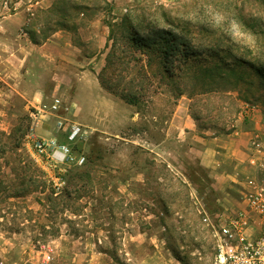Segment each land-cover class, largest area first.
I'll use <instances>...</instances> for the list:
<instances>
[{
    "label": "rangeland",
    "instance_id": "rangeland-1",
    "mask_svg": "<svg viewBox=\"0 0 264 264\" xmlns=\"http://www.w3.org/2000/svg\"><path fill=\"white\" fill-rule=\"evenodd\" d=\"M119 1L123 9H115L116 0H63L46 18L50 24L64 19L75 25L77 11L84 10L79 3H86L82 24L89 27L97 19L108 31L103 33V25L89 29L90 50L103 38L104 55L97 60L98 70L103 65L100 77H87L86 88L82 77H72L58 91L70 89L66 101L81 99L84 112L72 118L90 131L96 128L70 142L75 160L65 166L66 184L59 192L51 179L56 173L44 163L46 156H38L27 139L38 119L57 128L58 117L49 109L54 95L51 77H41L46 95L37 106L15 96L18 77H0V104L16 109L0 113V120L8 123V130H0V261L5 264H31L40 257L41 245L51 240L57 249L54 264H68V255L84 244L64 235L94 231L84 222L109 218L108 213L112 245L99 243L95 236L93 242L101 250L107 245L126 264L127 256L119 253L122 238L133 231V223L141 231L148 229L143 209L151 201L163 212L173 254L184 264H212L217 233L204 217L208 214L215 221L222 214V196L208 190L206 172L187 154L188 145L178 138L177 128L170 127L180 108L199 127L226 133L239 119L246 121L245 104L264 108V0ZM134 26L145 35L154 29L180 34L197 52L183 57L179 51L163 60L158 51L162 44L137 46ZM148 60L144 71L141 66ZM100 78L116 85L118 93L135 94L137 103L108 91ZM160 142L164 144L158 147ZM82 156L86 161L79 165ZM113 170L123 175L144 172L151 192L136 202L115 199L120 195L107 188L117 174H109ZM102 171L109 175L102 176ZM6 188L11 190L8 195ZM15 190L21 192L20 199L14 197Z\"/></svg>",
    "mask_w": 264,
    "mask_h": 264
},
{
    "label": "crops",
    "instance_id": "crops-1",
    "mask_svg": "<svg viewBox=\"0 0 264 264\" xmlns=\"http://www.w3.org/2000/svg\"><path fill=\"white\" fill-rule=\"evenodd\" d=\"M62 1L0 0V77H18L16 85H13L17 92L15 96L24 99L25 104L28 101V104L31 103L35 106L41 105L46 95L41 77H51V81H53L51 91L54 92L52 102L54 98H58L63 106L70 108L68 112L61 108L55 115L58 117L56 122L65 121L66 126L63 129L54 128L49 123L40 124L41 121L38 119L35 129L39 131L38 135L42 139H55L60 145L69 146L72 142L68 140L71 124H77L80 127V134L74 141L83 135L91 134L92 130L96 128H91L90 131L89 127L87 128L72 118L83 114L84 104L78 98L66 101L64 96L70 89L65 87L62 90L63 93L60 94L58 93L61 90L59 88L62 83L68 84L72 77H82L84 88L87 85L84 82L87 77H100L103 65L98 70L97 60L102 52L100 48L104 43L103 38H100L99 45L95 47V50L89 49L93 38L89 31L90 26L103 24L97 19L93 20L89 27L82 24L88 8L86 3H79L84 5V10L77 11L75 25L72 23L73 20L64 19H56L50 24L46 18L55 12V6ZM123 4L116 0L115 9H123ZM102 27L103 33H108L104 25ZM22 31H26V35H22ZM34 39L40 42H36ZM19 82L21 86L18 87ZM101 85L99 84L100 92H103V85ZM15 110L14 106L7 107L0 104L1 114L6 115L7 112L11 113ZM182 111L179 108L176 112L170 128H177L178 138L188 145L187 154L206 172L208 190L222 196L221 199H218L219 205L223 209L221 213L227 214L247 209L249 195L254 190L250 181L257 180L256 173L258 171V167L250 163V140L256 130H261L264 127V108L256 107L252 119L247 121L239 119L233 130L221 134L213 132L211 127H199L197 120L190 113ZM60 113L69 116H63ZM34 123L35 121H33V125ZM7 124L4 120H0V130H8ZM162 144L164 143L160 142L158 147H161ZM259 158L264 163V154ZM101 173L102 176L117 173L113 178V184L107 186L120 195L115 199L125 198L128 202L133 200L136 202V199L145 200L146 193L151 192V187L146 186L149 177H146L144 172L123 175L121 171L113 170L109 174L103 171ZM136 184L138 186H135ZM10 191L6 188L5 194L8 195ZM13 195L20 199L21 192L15 190ZM90 209L87 207L86 211ZM143 210L146 213L144 218L149 223L148 229L141 231L140 227L133 223L131 224L133 231L127 232L122 238L124 248H121L119 253H124L127 256L126 264H184L182 259L177 258L169 248L170 238L167 233H164L168 226L158 205L151 201L150 205ZM108 212L111 210L108 209ZM108 214L109 218L98 216L95 222L92 219L84 222L91 223L94 231L86 234L69 232L64 235L70 242L84 244L83 248L68 255L66 261L68 264H123L119 262L118 257L107 245L104 250H101L96 248L92 239V236H95L99 243L112 245L109 240L111 236L108 235L109 231L106 227L112 222L111 214ZM259 229L260 224L255 220L254 230H250L249 233ZM5 262L4 260L0 261L3 264Z\"/></svg>",
    "mask_w": 264,
    "mask_h": 264
},
{
    "label": "built area",
    "instance_id": "built-area-1",
    "mask_svg": "<svg viewBox=\"0 0 264 264\" xmlns=\"http://www.w3.org/2000/svg\"><path fill=\"white\" fill-rule=\"evenodd\" d=\"M21 34L26 35V31H22ZM61 108L66 112L70 111L69 107L63 106L60 99L54 98L49 108L50 112L55 115ZM255 110V105L245 104L242 111L243 119L246 121L252 119ZM65 126V121L57 122L58 128L63 129ZM35 127L32 126L27 134L28 143L38 156H46L44 163L56 173L51 179L56 191L59 192L66 184L65 166L74 160L71 149L67 145H60L55 139H42ZM79 134L80 127L71 124L68 140L74 141ZM249 151L250 163L258 167V171L257 180L250 181L254 190L249 195L248 208L233 213L218 214L215 221L208 214L204 217L206 224L214 228L217 233L212 264H264V163L259 158L264 154V127L254 132ZM85 161L86 157L82 156L77 163L82 165ZM255 220L259 222L260 229L249 233L250 230H254ZM56 251L54 242L47 241L40 247V257L31 264H54Z\"/></svg>",
    "mask_w": 264,
    "mask_h": 264
},
{
    "label": "trees",
    "instance_id": "trees-1",
    "mask_svg": "<svg viewBox=\"0 0 264 264\" xmlns=\"http://www.w3.org/2000/svg\"><path fill=\"white\" fill-rule=\"evenodd\" d=\"M68 3V2H67ZM111 30L113 25L109 24ZM132 31L135 32V43L141 49L152 47L151 44L159 43L162 44L158 51L160 54H163L162 59L166 60L176 52H181L183 57H189L191 54L195 53V49L192 45L188 43V40L180 34L173 33L172 31L165 30V29H154L148 32L145 35L144 30H139L135 26L132 28ZM36 42V39H34ZM166 45V46H165ZM197 52V51H196ZM216 56V55H215ZM167 62V61H166ZM162 63V62H161ZM150 64V60H148V64L145 66H141V69L145 71L146 67ZM164 67L168 70V63H164ZM105 69V68H104ZM100 81L104 88L108 91L114 93L115 95H119L122 99H124L129 104H136L137 97L135 94H130L127 91L118 93L116 91V85L109 83L104 78H100Z\"/></svg>",
    "mask_w": 264,
    "mask_h": 264
}]
</instances>
